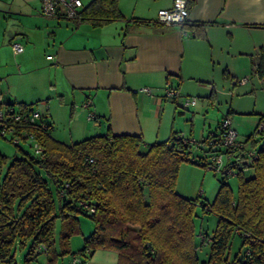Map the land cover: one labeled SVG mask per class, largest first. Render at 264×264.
I'll return each instance as SVG.
<instances>
[{"label":"trees","instance_id":"1","mask_svg":"<svg viewBox=\"0 0 264 264\" xmlns=\"http://www.w3.org/2000/svg\"><path fill=\"white\" fill-rule=\"evenodd\" d=\"M123 17L119 0H91L76 20L99 26ZM258 71L263 77L264 57ZM46 117L47 127L35 131L43 151L14 159L0 186V264H17L16 245L28 243L25 264L41 252L49 263L69 253L81 254L85 263L98 248L116 250L118 264H200L198 252L207 242L211 246L204 264H264V129L258 138L255 132L248 136L253 146L262 142L253 148L257 156L237 169V192L230 175L222 174L209 202L179 193L177 179L183 161L207 167L215 151L211 141L222 142V122L219 132L203 139L207 149L198 147L210 153L197 160L191 138L175 131L146 147L142 136L110 129L66 143L53 137ZM5 162L0 153V164ZM248 170H253L250 176ZM197 205L217 215L212 233L197 229ZM81 214L92 219L94 230L75 252L70 239L82 232ZM235 234L246 249L229 260Z\"/></svg>","mask_w":264,"mask_h":264},{"label":"crops","instance_id":"2","mask_svg":"<svg viewBox=\"0 0 264 264\" xmlns=\"http://www.w3.org/2000/svg\"><path fill=\"white\" fill-rule=\"evenodd\" d=\"M187 1L184 25L158 19L159 10L171 8L174 0H119L124 17L93 26L46 16L41 0H0V86L18 104L40 102L47 122H56L53 99L73 101L74 141L110 129L142 136L146 146L181 129L186 135L181 102L197 96L188 126L193 133L200 95L214 99L218 89L239 84L264 88L258 71L264 57V0ZM16 42L23 51L14 50ZM169 87L179 91L174 101L166 96ZM87 100L90 105H84ZM90 112L97 120L88 117ZM260 119H250L251 127ZM52 121L51 134L66 142L53 134ZM240 125L233 126L242 134ZM203 133L202 142L212 134ZM83 264H118V252L98 248Z\"/></svg>","mask_w":264,"mask_h":264},{"label":"rangeland","instance_id":"3","mask_svg":"<svg viewBox=\"0 0 264 264\" xmlns=\"http://www.w3.org/2000/svg\"><path fill=\"white\" fill-rule=\"evenodd\" d=\"M91 0H84L85 3H89ZM73 21V20H71ZM217 98L210 99L208 97H203L200 95L198 97V109L196 111V129L193 133L189 132L188 126L193 125L192 111L196 108H183L187 114V130L186 135L194 138L193 148L194 157L199 159V156L203 154H209L210 152H205L203 149L198 147H207L204 142H202L201 131L203 134L216 133L219 132L218 126L223 121V119L228 115L232 118L233 125L240 129V124L242 126V134L239 133L240 140H246L247 148H258L262 141L253 146L252 138L249 139L248 135L255 131L256 126L251 127L249 120L254 118L264 119V88L259 85H242L239 84L235 87H228L226 89L217 90ZM197 97V96H196ZM14 102L13 100H10ZM73 102V101H72ZM72 102L64 104L62 101L53 99L51 103V109L54 115L57 117L52 121L48 118V121L54 125L53 134L58 136V138L65 140L66 142L77 140L75 135L72 136V130H74V115L72 111ZM36 106L41 110L45 111L44 106L40 102H35ZM230 109H233L231 115L228 114ZM87 119V113L84 115ZM260 119V120H261ZM241 120V121H239ZM239 122V123H237ZM244 127V128H243ZM56 129V131H54ZM185 129H181V132ZM179 132V133H181ZM256 137H260V133L255 134ZM80 140V139H79ZM146 145L144 144V147ZM23 148V149H22ZM144 149V148H143ZM207 149V148H206ZM25 152H34V150L28 145V143H22L21 147L12 142L9 138H5L0 135V153L6 156V162L0 167V186L6 174L8 165L16 158L23 157L26 155ZM210 158V157H209ZM253 170L245 171L246 176H250ZM220 178L222 174H216L214 170L201 166L190 161H183L180 166L178 179H177V190L184 196L196 199L212 202L218 192L220 187ZM228 181L232 186L233 190L237 192L238 188V176L236 174L230 175ZM195 223L197 229H203L206 232L212 233L217 225V215L212 212H203L200 205L196 206L195 210ZM81 231L80 233L74 234L70 239V247L72 251H78L84 247V238L92 233L94 230V222L92 219L86 215H80ZM56 240L59 239V228L60 222L57 224ZM29 243L26 246L16 245V260L17 264H25L24 256L28 250ZM210 242L204 244V246L199 249V258L201 260L200 264H204L203 261L208 260L210 251ZM246 247L243 245L242 239L238 234H235L232 238L231 245L227 257L229 260H233L236 255H241L244 253ZM83 259L84 256L79 254ZM74 254L58 255L54 263H49L46 259V254L41 252L38 257L31 261L30 264H72L74 259ZM83 264V263H82ZM226 264V262L224 263Z\"/></svg>","mask_w":264,"mask_h":264},{"label":"built area","instance_id":"4","mask_svg":"<svg viewBox=\"0 0 264 264\" xmlns=\"http://www.w3.org/2000/svg\"><path fill=\"white\" fill-rule=\"evenodd\" d=\"M42 13L49 17L62 15L69 19H77L79 11L84 6V0H41ZM189 17V7L187 0H174L171 8H163L158 12V19L161 23L172 24L178 23L184 25ZM24 47L21 43L14 44L16 52L23 51ZM52 58V55L48 56ZM245 78L242 82H245ZM147 89V88H145ZM167 98L176 100L179 91L176 88L169 87L166 90ZM91 101L87 100L84 105H90ZM196 104V97H186L181 102L183 108L193 107ZM43 114L36 105H21L17 102H11L6 91L0 86V135L9 138L16 145L22 143L28 145L34 150L33 153L40 154L43 147L38 140L35 131L39 128H46L47 124L42 120ZM89 118L97 120L94 112L89 113ZM36 129V130H35ZM222 142L220 145L213 144L212 149L215 150L210 156L207 167L215 171L216 174L234 175L237 169L242 166L243 162L251 161L256 156V150L247 148L246 140L239 139V133L233 126L230 116H226L221 124ZM264 129V120H261L256 126L255 133H260ZM184 133H181L183 135ZM192 143L193 141L190 140ZM232 164L227 165L228 162ZM2 164H0L1 167ZM94 210V207H91ZM72 264H82L81 257L76 255L72 260Z\"/></svg>","mask_w":264,"mask_h":264}]
</instances>
